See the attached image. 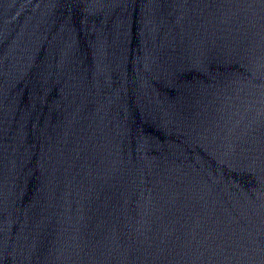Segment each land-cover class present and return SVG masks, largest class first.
Wrapping results in <instances>:
<instances>
[{
    "label": "water",
    "instance_id": "water-1",
    "mask_svg": "<svg viewBox=\"0 0 264 264\" xmlns=\"http://www.w3.org/2000/svg\"><path fill=\"white\" fill-rule=\"evenodd\" d=\"M0 264H264V0H0Z\"/></svg>",
    "mask_w": 264,
    "mask_h": 264
}]
</instances>
